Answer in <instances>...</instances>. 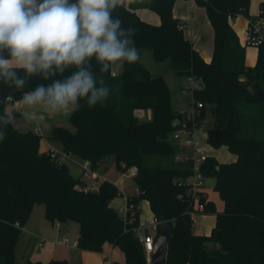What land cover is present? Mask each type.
Instances as JSON below:
<instances>
[{
  "label": "trees",
  "instance_id": "16d2710c",
  "mask_svg": "<svg viewBox=\"0 0 264 264\" xmlns=\"http://www.w3.org/2000/svg\"><path fill=\"white\" fill-rule=\"evenodd\" d=\"M176 2L148 0L145 4L160 16L159 25L143 21L134 7L122 3L113 15L124 21L125 28L133 25L137 29L134 41L138 50H150L157 62L170 59L178 75L203 80V88L194 92L193 104L203 103L200 122L212 106L215 120L207 131V141L214 149L224 146L236 156L231 163L208 157L202 164L205 178L215 180L223 211L205 193L198 203L189 193L187 181L193 167L190 161L177 160L187 153L170 141L180 115L173 110L171 90L163 75L151 74L139 61L125 63L116 77L113 69L111 74L100 73L94 64L97 78L104 79L110 89L108 98L93 107L81 101L68 120L74 130L55 126L51 138L63 145L64 152L88 160L95 170L108 156L114 157L120 171L136 168L134 182L140 195L127 197V204L134 208L124 217L111 206L112 200L124 194L109 181L102 183L99 193L75 189L84 184L82 175L74 178L67 163L59 164L49 152L41 153L39 134L0 122V130L5 132V140L0 141V264H23L16 260V245L36 205L45 206V218L50 222L78 224L79 249L102 252L109 243L121 250L125 264H148L137 233L143 201L150 203L163 225L171 226L166 264H264V98L255 90L258 85L264 95V44L258 47L256 65L249 68L246 47L230 23L239 15L253 17L251 0H197L214 30L210 62L185 37L180 28L183 23L174 16ZM74 70L68 69L64 75ZM20 75H24L22 70ZM60 78L33 76L21 90L0 81V116L7 114L8 98L21 101L25 92ZM140 109L151 110V120L140 122L135 116ZM148 155L169 158L172 163L148 166ZM103 197L106 201L101 203ZM193 214L215 215L212 234L193 231ZM26 264L70 263L62 259Z\"/></svg>",
  "mask_w": 264,
  "mask_h": 264
},
{
  "label": "clouds",
  "instance_id": "9594fccd",
  "mask_svg": "<svg viewBox=\"0 0 264 264\" xmlns=\"http://www.w3.org/2000/svg\"><path fill=\"white\" fill-rule=\"evenodd\" d=\"M123 0H0V81L24 88L28 78L41 76L39 84L23 94L26 105H44L57 112L69 106L88 107L106 101L110 89L99 72L111 74L115 66L139 59L134 37L113 12ZM75 69L69 75L66 70ZM24 75H20V71ZM2 102V101H0ZM12 114L0 116L5 124ZM5 132L0 130V141Z\"/></svg>",
  "mask_w": 264,
  "mask_h": 264
},
{
  "label": "crops",
  "instance_id": "0c3cea01",
  "mask_svg": "<svg viewBox=\"0 0 264 264\" xmlns=\"http://www.w3.org/2000/svg\"><path fill=\"white\" fill-rule=\"evenodd\" d=\"M193 1L194 0H188V4H187L189 8L188 13L181 11L175 4L174 16L175 18L181 20V22L184 25H186L184 28L185 37H187L189 40L192 41L195 48L201 53L204 60L206 62H210L213 56V49H214V30L210 23L213 35L210 34L209 37H207V40H205L204 42L203 36L202 34L199 35V30H198L199 29L198 17L200 15V10L198 8V4ZM147 2L148 0H123L122 4H124L125 6L131 5L132 7H134L136 13L143 21L150 23V24L159 25L161 23L160 16L156 12L150 10L149 8L145 6ZM259 2H260L259 12L252 13L249 10L250 15L257 16L260 13L261 3L263 2V0H259ZM205 13H206V10H205ZM206 16H207V13H206ZM208 22H211V21H209L208 19ZM230 23L232 27L234 28V30L239 35L241 43L243 44L245 31H246V23H247L246 17L243 15H239L237 18L232 19ZM205 29L207 30L209 34L208 26H206ZM138 61L142 64L140 57ZM113 72L115 71L113 70ZM74 109L75 108L69 106L67 109H63L57 112H50L46 110L44 105L38 104L34 106H29V105H26L22 99L21 101L13 102L7 105L6 112L7 114H12L14 116V120L11 122V124L16 129H19V131H22V132L32 131L36 133L35 132L36 129L39 128L40 129L39 135L42 137L41 142H40V152L47 153L51 148H58L64 151L63 145L59 141L51 138V133L55 126L68 127L71 130H74L68 121L69 116L74 111ZM148 114L149 116L152 117L151 110L148 112ZM63 116H65V118H63ZM196 148L198 149V143L196 144L195 147L190 148L189 151H186L184 149V152H191L192 150V152L190 153L192 154ZM235 160H236V156H235ZM108 165L109 164L107 161L102 163L98 169V173L100 174L101 178H105L107 181L112 182L114 185H116L120 189V191L124 194L123 198L126 199V203H127V197L137 195L136 194L137 187L136 186L134 187L135 195L128 192L127 189H123L122 181L118 179V177L115 181L111 179V176L113 175L110 174V171L107 169ZM214 185H215V180H214L213 187ZM205 194L207 195L209 200H212L215 202L218 211H223L224 203L220 199L219 194L217 192L212 191V193L210 194V192L205 188ZM114 201L115 199L111 201V206L115 208V206L113 205ZM147 203L149 207V214L146 215L144 219H142V216H141V221H144L145 219L151 218L154 216V213L152 212L151 207H150V203L148 201ZM124 208L121 209L123 212H124L123 210ZM140 209L142 212V208ZM42 211L43 212H41V209H39L37 212V217H36L35 207H34L32 214L29 218V221L27 222L26 226L21 231V236L29 237L32 239L34 237L42 235L48 238L51 244L53 242H58L60 238L65 236L64 235L65 232L69 231L68 223L50 222L45 218L46 211L45 210H42ZM41 213L43 215L42 217H41ZM193 216H194L193 218L196 220V223L194 224V227H193V231L196 234H205V235L212 234V230L214 229L215 222H216L215 215L196 214ZM144 233H145V230L142 229L141 234L144 235ZM78 237H79V232H78L77 239ZM42 241H44L45 243L46 240L42 239ZM73 243H71L69 240V244L67 246L63 244L58 245V246L63 247L61 250L50 248L49 250H46V251L43 250V251L38 252L36 257H33L30 254L28 255V250L25 251V255L29 256L28 258H29V261L31 260V262H36V261L48 262L51 260H62V259L64 260L65 259L69 261L70 264H78L76 263V262H79L77 260L81 259V261H83V264H125L124 255L121 252V250L118 247H115L109 243H106L105 246L109 244L110 247L112 248L107 251H104V248H103L102 252L81 250L77 247H74ZM19 244H20V240L18 241L16 245V260H17V251L19 248ZM43 245L40 247H43ZM115 251H119L118 254H116ZM32 260H36V261H32Z\"/></svg>",
  "mask_w": 264,
  "mask_h": 264
},
{
  "label": "rangeland",
  "instance_id": "374dc122",
  "mask_svg": "<svg viewBox=\"0 0 264 264\" xmlns=\"http://www.w3.org/2000/svg\"><path fill=\"white\" fill-rule=\"evenodd\" d=\"M193 2L197 3V0H194ZM187 4H188V0H177L176 2L177 7L181 11L186 12V13L189 12V8ZM250 5L251 7L249 10L252 13L259 12V6H260L259 0H251ZM198 8L200 10V15L198 17L199 35L202 34L203 40L205 42V40H207V37H209L210 34L213 35L212 28H211L210 22H208V19L205 13V8L199 5H198ZM206 26H208L209 34L207 30L205 29ZM139 57L141 58L142 64L145 66V68L148 71H150L153 75H163V77L165 78L167 82V86H169L171 90V105L173 107V110L175 112L181 111L183 113L193 112L195 109V106L193 104L194 103L193 102L194 91L192 89H189L190 82L188 80V76L176 74L172 69V64H171L170 59H167L163 62L155 61L153 58L152 52L148 49H140ZM257 57H258L257 47H250V46L246 47V65L249 68L254 67L256 65ZM122 67L123 66H115L113 70L119 75L123 71ZM149 111L150 110H142V109L137 110L135 112V116L140 122H147L151 120L150 118L151 116H149L148 114ZM63 118H65V116H63ZM214 120L215 119H213V115H212V106H208L205 119L201 122L200 128L197 131L198 150L204 151V153L207 154L209 157H215L216 160L221 164L231 163L235 161V156L231 154L226 147L223 146L219 149H214L213 147L210 146V144L207 141V136H208L207 131L213 128ZM170 135H171L170 141L175 146L180 148L182 152H184V149L186 151L190 150V147L181 148L180 142L175 140L172 134ZM54 149H56L57 152H60V153L63 152L62 149H58V148H54ZM191 152H186V153L189 155ZM106 161L109 164L107 169L110 171V174L113 175L111 176V179L115 181L118 177V179L122 181L123 189H127L128 192L135 195L134 187L136 186V184L134 182V179L127 177L124 171H120L116 168L113 156H108ZM187 162L189 161H186V162L181 161L180 163H187ZM65 163H67V166L74 178L80 177L82 173V168H81L82 160L79 157L73 156L72 159H66ZM171 163L172 162L169 158H164V157H159V156H149L148 155L145 158V164L148 166L168 167L171 165ZM131 168L133 169V167ZM85 179L86 181H91L90 174L85 176ZM213 184H214L213 178L206 179L204 183V187L210 192V194L212 193V191L216 192L214 190ZM113 205L115 206L118 213L121 216H123L124 212L121 209L124 208V206L126 208V205H127L126 199H124L123 197H118L115 199ZM125 208L123 210H125ZM140 208H142L141 216H142V219H144V217L149 214V207H148L147 201H144L141 204ZM39 209H41V212H43L42 210H45V206L44 205L35 206L36 217H37V212ZM42 216L43 215L41 213V217ZM66 223H68L69 231L68 232L66 231L64 235L69 238L71 243L76 242L78 232H79L78 224L74 221H67ZM41 238L46 240L43 247H40V242L42 241ZM19 240H20V244H19V248L17 251V262L23 263V264H26L29 261V258H28L29 256L25 255V251L27 250H28V255L30 254L33 257H36L37 253L40 251H43V250L46 251V250H49L50 248L61 250L63 248L61 246L53 247L52 245L53 243L51 244L50 240L42 235L31 239L29 237H22L20 234ZM111 248L112 247H110L109 244H107L106 246L104 245V251H107ZM118 252L119 251H115L116 254H118ZM32 261H36V260H32ZM77 261L79 262H76V263L83 264V261H81V259H78Z\"/></svg>",
  "mask_w": 264,
  "mask_h": 264
},
{
  "label": "built area",
  "instance_id": "2783aa9c",
  "mask_svg": "<svg viewBox=\"0 0 264 264\" xmlns=\"http://www.w3.org/2000/svg\"><path fill=\"white\" fill-rule=\"evenodd\" d=\"M246 31L244 36L243 45L245 47H259L264 44V10H261L257 16H253L251 18L246 17ZM186 25L181 24L180 28L184 29ZM112 76L116 77L117 74L112 72ZM190 82L189 89H192L194 92L201 90L203 88V80L201 78L190 76L188 77ZM12 98L7 99V105L13 103ZM195 109L191 113H183L178 111L180 117H178L175 122V130L172 132L173 138L180 142L181 148H192L197 144V131L200 128L201 122L199 121V117L201 116V111L203 108V103H196ZM36 134H40V129H36ZM51 154L53 159H56L59 164H66V159H72L73 156L66 152H57L56 149L51 148L48 151ZM208 155L204 153V151H199L197 148L192 153L191 156L181 154L177 157V160L186 162L190 161L192 164V175L187 181V185L189 187V193L191 194L195 203H198L201 194L205 193L204 183L206 178L202 172V164L208 159ZM82 168V181L84 184L76 185L75 189L79 191H83L85 193L88 192H98L100 191L101 185L104 181H107L105 178H101L98 170L92 168L91 163L88 160H82L81 164ZM125 175L129 178H133L136 176L137 170L133 167V169H128L125 171ZM90 174L91 181H86L85 176ZM136 194L140 195V191L136 188ZM133 205L126 206L124 210V217L127 216L128 210L133 209ZM195 215V214H193ZM193 223H196V220L193 218ZM163 225V222L156 217L155 215L151 218H147L144 221H141L140 227L138 229V236H140L144 250L148 256V261L150 260V256L153 253L156 243L158 241L160 228ZM144 229V235L141 234V230ZM78 239L73 243L74 247L78 248ZM44 244V241L40 242V246ZM59 244H63L67 246L69 244L68 237L64 236L60 238L58 242H53V246L56 247Z\"/></svg>",
  "mask_w": 264,
  "mask_h": 264
},
{
  "label": "water",
  "instance_id": "95a60500",
  "mask_svg": "<svg viewBox=\"0 0 264 264\" xmlns=\"http://www.w3.org/2000/svg\"><path fill=\"white\" fill-rule=\"evenodd\" d=\"M255 90L260 98H264V95L258 85H256ZM236 128L238 129L237 123H236ZM105 201H106V198L103 197L101 199V203H104ZM171 239H172L171 226L167 224L161 226L158 241L156 243L153 253L150 256V260L148 264H166L167 263V257H168V251H169L168 248H169Z\"/></svg>",
  "mask_w": 264,
  "mask_h": 264
}]
</instances>
